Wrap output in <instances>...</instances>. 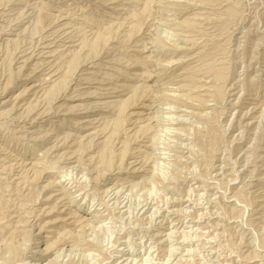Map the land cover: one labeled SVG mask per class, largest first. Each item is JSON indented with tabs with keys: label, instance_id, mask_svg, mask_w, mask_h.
<instances>
[{
	"label": "rangeland",
	"instance_id": "obj_1",
	"mask_svg": "<svg viewBox=\"0 0 264 264\" xmlns=\"http://www.w3.org/2000/svg\"><path fill=\"white\" fill-rule=\"evenodd\" d=\"M0 264H264V0H0Z\"/></svg>",
	"mask_w": 264,
	"mask_h": 264
}]
</instances>
